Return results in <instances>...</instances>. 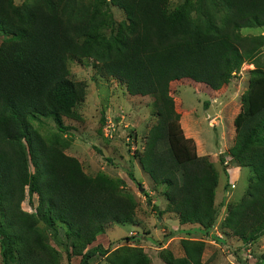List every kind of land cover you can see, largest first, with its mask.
<instances>
[{
	"label": "trees",
	"instance_id": "trees-1",
	"mask_svg": "<svg viewBox=\"0 0 264 264\" xmlns=\"http://www.w3.org/2000/svg\"><path fill=\"white\" fill-rule=\"evenodd\" d=\"M106 0H0V259L2 264H58V256L38 228L64 225L77 264L106 255L109 264H149L141 247L109 252L88 247L110 222L131 223L134 206L106 176H86L58 142H48L29 122L38 115H74L85 84L69 77L68 59L93 58L102 76L125 85L130 95L151 96L157 122L148 129L137 164L180 226L194 224L208 235L218 215L213 202L218 173L199 156L178 127L169 83L191 78L218 89L224 66L237 57L255 76L234 119L229 158L252 176L242 196L228 208L222 233L247 245L264 234V46L263 35L242 36V28L264 26V0H108L124 12L106 35L100 32ZM114 20V19H112ZM110 19V22L112 21ZM206 104V103H204ZM100 152L99 149H95ZM28 165L32 170H29ZM129 178L134 180L132 171ZM25 190L36 194V213L24 212ZM150 205L149 195L142 190ZM138 234L126 236L138 241ZM217 238V237H216ZM218 239V238H217ZM183 256L162 249L164 264H205V242L183 239ZM109 254V255H108Z\"/></svg>",
	"mask_w": 264,
	"mask_h": 264
},
{
	"label": "rangeland",
	"instance_id": "rangeland-1",
	"mask_svg": "<svg viewBox=\"0 0 264 264\" xmlns=\"http://www.w3.org/2000/svg\"><path fill=\"white\" fill-rule=\"evenodd\" d=\"M23 1L27 0H13V3L20 5ZM181 2L182 0H167L168 10ZM98 8L106 13V20L100 29L106 35L119 21L126 20L124 12L108 0L98 5ZM110 19L114 20L110 22ZM239 33L242 36L261 34L264 37V27L242 28ZM1 38L0 36V41ZM262 50L264 51V46ZM97 64L93 58H70L66 62L70 79L82 81L86 87L83 98L75 105L74 115L55 117L35 114L29 117L31 125L46 141L58 142L66 155L79 162L86 176L102 174L110 178L116 184L118 194L127 198L134 206V219L131 223H107L103 232L88 247L102 245L111 252L123 245H133L142 248L149 264H164L158 256L159 251L168 249L174 257L181 258L183 250L180 241L190 239L205 242L204 252L201 254V260L205 264H264V234L245 246L237 237L222 233V221L230 202L225 211L221 199H235L237 195L243 194L252 176L248 167L238 168L240 166L231 162L229 149L234 141V119L242 109V97L248 92L251 79L255 76L250 72L253 65L242 57L235 58L224 66L228 76L221 87L215 90L191 78L173 80L168 87L172 106L179 114L178 127L182 136L187 138L190 147L199 156L209 159L218 173L216 204L214 203L218 215L209 230L213 235L215 231L219 234V241L216 240L218 243H214L209 234L204 235L200 230L194 231L193 235L187 233L183 227L189 225L181 228L169 226L171 218L165 220L164 226L162 222H157L162 214L153 210L151 204L162 210L166 208V201L160 194L164 188L160 185L154 188L152 182L147 181L137 169V155L144 149L145 135L157 122L153 98L128 94L123 83L113 77H103L95 67ZM130 167L134 169V180L128 176ZM232 167L237 168L232 171ZM28 168L33 171L30 165ZM138 184L149 195V201L152 202L150 205L142 190L138 189ZM38 204L36 194L29 197L25 190L21 209L35 214ZM37 226L44 233L45 242L57 254L58 264H77L79 257L70 252V239L66 237L63 224L56 222L53 228H47L39 220ZM166 228L175 234L169 248L163 246L168 234L164 231ZM135 234L139 236L138 241L133 243L125 239L126 236ZM107 257L95 254L89 259V264H109Z\"/></svg>",
	"mask_w": 264,
	"mask_h": 264
},
{
	"label": "crops",
	"instance_id": "crops-1",
	"mask_svg": "<svg viewBox=\"0 0 264 264\" xmlns=\"http://www.w3.org/2000/svg\"><path fill=\"white\" fill-rule=\"evenodd\" d=\"M264 27V26H263ZM234 168H237V167H232L231 169H232V171H235V169ZM238 168H241V167H238ZM137 169H139L140 171H141V173L142 174H144V176H145V178L147 179V181H149V182H151V180L149 179V176L147 175V173L146 172H143V170L142 169H140V167H139V165L137 164ZM129 170H131L133 173H134V169H132L131 167H130V169ZM238 170H240V169H238ZM135 174V173H134ZM142 177V176H141ZM220 178V177H219ZM233 178V177H232ZM239 177H237V179H238ZM235 186V185H234ZM217 188H218V186L215 188V190H214V203L216 204V202H215V196H216V192H217ZM224 194V193H223ZM242 194V193H241ZM241 194H239V195H237V198H235V199H229V198H227V199H221V202H223L222 203V208L226 211V207L228 206V203L230 202V204L231 203H233V202H237V200H239V197H240V195ZM226 196V195H225ZM234 196V195H233ZM235 197V196H234ZM230 204H229V206H228V208L230 207ZM226 213V212H225ZM177 216H175L174 215V213H172V212H163L162 213V215H161V217H159V219H158V221L157 222H162V226H164V224H165V220L166 219H170V222L168 223L169 224V226H171V227H175V225H176V227L178 228V227H183V226H185V225H189V227H183L184 229H185V231L187 232V233H192V235H193V232L194 231H199L198 229H197V227H196V225H194V224H184L183 226H180V224L178 223V221H177V218H176ZM175 223V224H174ZM175 227V228H176ZM187 228V229H186ZM164 231H166V233H168L167 235H166V242H165V244L163 245V246H166V247H168L169 246V244H170V242L171 241H173V238L175 237V234L174 233H172V230H169L168 228H166V229H164ZM214 233H212V231H210L209 232V236H210V238H211V241L212 242H216V243H218V241H219V239H217L218 238V236H219V234L218 233H216V231H215V235H213ZM98 236V235H97ZM217 237V238H216ZM216 240H218V241H216ZM171 247V246H170ZM169 248V247H168Z\"/></svg>",
	"mask_w": 264,
	"mask_h": 264
},
{
	"label": "water",
	"instance_id": "water-1",
	"mask_svg": "<svg viewBox=\"0 0 264 264\" xmlns=\"http://www.w3.org/2000/svg\"><path fill=\"white\" fill-rule=\"evenodd\" d=\"M138 189L139 190H142V186L138 184Z\"/></svg>",
	"mask_w": 264,
	"mask_h": 264
}]
</instances>
